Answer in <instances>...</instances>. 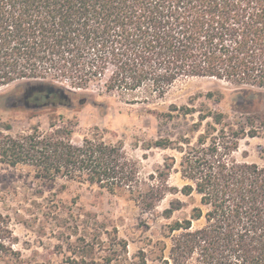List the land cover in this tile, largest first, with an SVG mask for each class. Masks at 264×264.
<instances>
[{"label": "trees", "instance_id": "obj_1", "mask_svg": "<svg viewBox=\"0 0 264 264\" xmlns=\"http://www.w3.org/2000/svg\"><path fill=\"white\" fill-rule=\"evenodd\" d=\"M187 79L264 89V0H0V89L38 81L26 89L41 92L39 108L71 107L67 91L55 83L80 90L101 83L107 94L150 102ZM25 93L12 108L29 105ZM47 93L54 97L45 105ZM203 98L216 105L223 95ZM172 108L198 113L195 128L204 124L195 143L179 151V193L196 195L198 203L188 219L165 226L168 244L158 243L159 255L141 253L130 264H264V166L237 157L240 142L255 137L264 122L250 116L230 121L208 107ZM76 127L75 119L51 113L45 132L38 126L16 136L0 132V163L29 167L44 181L127 192L143 211L175 190L168 185L173 165L141 180L138 162L121 142L106 143L96 129L74 144ZM172 212L165 210L164 218ZM6 219L0 213V261L16 255Z\"/></svg>", "mask_w": 264, "mask_h": 264}, {"label": "rangeland", "instance_id": "obj_2", "mask_svg": "<svg viewBox=\"0 0 264 264\" xmlns=\"http://www.w3.org/2000/svg\"><path fill=\"white\" fill-rule=\"evenodd\" d=\"M31 83L38 81H17L0 89L1 133L16 136L29 133L35 126L45 132L51 113L75 119L74 144L91 137L97 129L106 143L123 144L127 155L138 162L141 180L154 175L164 164L173 165L168 185L175 190L153 210L143 211L127 192L109 194L96 186L63 179L44 181L35 178L29 167L0 163V213L7 217V236L16 254L0 264H130L139 260L141 253L152 258L159 255L158 243L168 244L163 238L165 226L188 219L198 203L196 195L185 197L179 193L184 185L178 172L182 156L179 151L186 149L185 142L195 143L204 124L195 128L198 113L185 115L172 107L196 111L208 107L221 111L230 121L244 122L250 116L257 123L264 122V89L237 88L211 79L177 81L162 99L150 102L107 94L101 83L82 90L71 89L65 82L55 83L67 91L70 108H10ZM209 92L223 95L219 104L203 98ZM81 99L86 103L79 104ZM7 124L11 130L5 132L3 125ZM159 140L169 141V148L152 146ZM241 155L246 162L264 166V129L240 142L237 157ZM167 209L173 210L169 220L164 218ZM199 225L193 223L194 227Z\"/></svg>", "mask_w": 264, "mask_h": 264}, {"label": "flooded vegetation", "instance_id": "obj_3", "mask_svg": "<svg viewBox=\"0 0 264 264\" xmlns=\"http://www.w3.org/2000/svg\"><path fill=\"white\" fill-rule=\"evenodd\" d=\"M25 90H26V93H25L24 99H26L28 101V103H29V105H26V107L39 108L42 105V103H40V100L37 97V95L41 94V92H39L37 89H25ZM44 96H45V100L47 101L44 104L48 105L49 103H51V101H52V99L54 97V94L47 93Z\"/></svg>", "mask_w": 264, "mask_h": 264}, {"label": "water", "instance_id": "obj_4", "mask_svg": "<svg viewBox=\"0 0 264 264\" xmlns=\"http://www.w3.org/2000/svg\"><path fill=\"white\" fill-rule=\"evenodd\" d=\"M65 99H66V97H65ZM15 103H16V102L14 101L11 105H9V107H10V108L14 107V106H15Z\"/></svg>", "mask_w": 264, "mask_h": 264}]
</instances>
